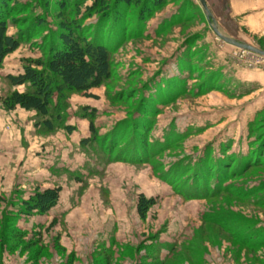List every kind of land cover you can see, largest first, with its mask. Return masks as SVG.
Returning <instances> with one entry per match:
<instances>
[{
  "label": "rangeland",
  "instance_id": "rangeland-1",
  "mask_svg": "<svg viewBox=\"0 0 264 264\" xmlns=\"http://www.w3.org/2000/svg\"><path fill=\"white\" fill-rule=\"evenodd\" d=\"M20 1L23 26L11 24L10 34L25 19L46 23L0 70V264H264V56L214 31L264 51V19L255 17L264 0H235L248 6L225 17L207 4L213 19L200 0H166L114 44L112 74L91 91L97 98L65 93L72 134L3 105L13 91L7 76L40 56L60 21L45 0ZM85 108L96 110L97 130L86 146ZM56 187L49 214L20 212L22 199ZM140 194L157 201L145 219Z\"/></svg>",
  "mask_w": 264,
  "mask_h": 264
},
{
  "label": "trees",
  "instance_id": "trees-1",
  "mask_svg": "<svg viewBox=\"0 0 264 264\" xmlns=\"http://www.w3.org/2000/svg\"><path fill=\"white\" fill-rule=\"evenodd\" d=\"M45 1L47 7L52 5L58 12L60 21L57 30L42 38L39 44V57L24 59L22 72L7 76V81L13 91L3 100V105L7 110H13L19 106L26 111L36 112L40 118L38 125L49 132L56 130L58 126H63L67 133L72 134L75 127L65 124L62 115V112L68 109L65 93L75 91L91 98H97L98 96L91 91L100 87L112 74L113 62L110 53L115 48L114 44L124 40L127 29L130 30L129 36H131L135 27L140 28L148 16L156 8L163 6L166 0ZM88 1L91 3L88 4ZM136 5L138 8L134 14V26L127 27L130 21L126 18L131 15L130 9ZM26 6L27 4L21 3L20 0H0V70L7 56L17 51L24 41L31 39L45 27V18L32 17L24 20L25 28L19 33H9L11 24L14 27L23 26L21 25L23 18H18L26 12ZM93 16H96V24L86 25L84 22ZM188 70H192L190 63H183V72ZM207 78L205 82L209 83L210 76ZM179 82L180 80L177 83ZM19 87H23V90L20 91ZM176 88L179 89L180 85ZM83 110L90 121L92 135L91 138L81 140L82 145L86 146L96 140L97 130L93 121L96 110L90 108ZM117 143L114 141L115 145ZM140 143L146 148L145 142L140 141ZM257 146L261 147V143ZM133 158L137 162L147 160L146 156L145 159H140L132 155ZM258 162L257 158L256 163ZM253 163L250 161L247 164ZM221 170L231 174L233 169L228 171L223 167ZM207 173L210 176V172ZM61 192V187L37 191L21 200L23 208L20 212L27 215L35 212L47 214L58 205ZM2 202L0 197V205ZM156 203L155 198L140 194L138 200L140 217L145 219L149 209ZM246 236L241 238L244 244L256 245L259 242L258 239Z\"/></svg>",
  "mask_w": 264,
  "mask_h": 264
},
{
  "label": "crops",
  "instance_id": "crops-1",
  "mask_svg": "<svg viewBox=\"0 0 264 264\" xmlns=\"http://www.w3.org/2000/svg\"><path fill=\"white\" fill-rule=\"evenodd\" d=\"M206 1L208 6L213 11H216L219 15H222L223 17L227 16L228 14L234 15L235 13H237L238 10L240 11L242 9H245L246 6H248V3H241L240 5H238L237 1L235 0H206ZM255 17L264 19V8L259 10L255 15Z\"/></svg>",
  "mask_w": 264,
  "mask_h": 264
},
{
  "label": "water",
  "instance_id": "water-1",
  "mask_svg": "<svg viewBox=\"0 0 264 264\" xmlns=\"http://www.w3.org/2000/svg\"><path fill=\"white\" fill-rule=\"evenodd\" d=\"M200 2H201V5L203 6V8L205 9V11L207 12V15H208L209 19H213V15L209 11V8L207 6L206 0H200ZM214 31L221 39H223L224 41L228 42L229 44L235 45V46H237V47H239L241 49L248 50V51H251V52H254V53H257L259 55H263L264 56V51L256 49L255 47H253V46H251L249 44L240 43V42H238V41H236L234 39H231L229 37H225L224 35H222L217 30V28H214Z\"/></svg>",
  "mask_w": 264,
  "mask_h": 264
}]
</instances>
